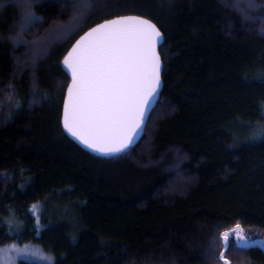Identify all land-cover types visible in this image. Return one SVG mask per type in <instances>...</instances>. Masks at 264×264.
<instances>
[{
	"label": "trees",
	"instance_id": "obj_1",
	"mask_svg": "<svg viewBox=\"0 0 264 264\" xmlns=\"http://www.w3.org/2000/svg\"><path fill=\"white\" fill-rule=\"evenodd\" d=\"M62 2L43 0L41 31L66 19ZM252 2L93 0L97 21L143 15L164 34L163 92L129 155L96 154L63 128L60 88L70 79L60 59L70 43L40 62V98L29 107L31 78L15 64L27 49L0 39V88L11 81L22 100L11 115L0 107V246L35 244L54 264H210L217 228L239 222L264 240V141L250 139L264 121V0ZM16 19L14 7L0 11V36ZM12 216L23 223L15 241L4 223ZM255 249L264 264L260 245L225 255L244 264Z\"/></svg>",
	"mask_w": 264,
	"mask_h": 264
},
{
	"label": "snow or ice",
	"instance_id": "obj_2",
	"mask_svg": "<svg viewBox=\"0 0 264 264\" xmlns=\"http://www.w3.org/2000/svg\"><path fill=\"white\" fill-rule=\"evenodd\" d=\"M10 6L17 10V19L7 37L0 39L6 38L13 47L27 49L15 58V64L20 75L27 71L31 78L32 99L28 106L40 98L37 85L40 62L49 57L54 47L70 43L60 59L70 79L60 88L63 128L94 152L105 156L129 155L148 130L162 95L163 62L158 46L164 36L157 24L143 15L113 12L104 13L97 21L93 0H67L60 4L62 9L69 10L66 19H57L41 31L46 18L37 9L45 7L43 0H0V11ZM247 6L256 7L252 0H248ZM232 7L238 8L239 0ZM29 35L31 39H27ZM0 92L4 95L0 107L6 115L22 108V100L11 81ZM43 98L47 99V93ZM261 115L264 116V111ZM250 139L264 141V121L251 127ZM41 207L39 203L31 205L36 237H40L44 227L40 221ZM4 223L7 236L14 241L22 239L23 223L18 218L9 217ZM255 244H264V240H253L239 222L223 230L217 228L209 240L210 264H231L225 253ZM32 258L49 264L53 261L51 254L35 244L25 243L21 247L12 242L0 246V264H17L19 259L39 264Z\"/></svg>",
	"mask_w": 264,
	"mask_h": 264
},
{
	"label": "rangeland",
	"instance_id": "obj_3",
	"mask_svg": "<svg viewBox=\"0 0 264 264\" xmlns=\"http://www.w3.org/2000/svg\"><path fill=\"white\" fill-rule=\"evenodd\" d=\"M247 2H248V0H239V4L240 5H243L247 9H253V8H248ZM245 227L247 228L248 226H245ZM244 230H245V233H247L249 231V230H246V229H244ZM258 240H262V239H258ZM255 245H260V246H262L264 248V244H255ZM261 252H262L261 250L255 249L254 250L255 258L251 262L247 261L244 264H259V262L262 260V258H261L262 253ZM32 259H35V260L39 261V258H32ZM21 261L30 262L29 260L19 259L17 261V264H19V262H21ZM39 264H49V262L48 261H39ZM51 264H54V260L51 262ZM231 264H235V263H231Z\"/></svg>",
	"mask_w": 264,
	"mask_h": 264
},
{
	"label": "water",
	"instance_id": "obj_4",
	"mask_svg": "<svg viewBox=\"0 0 264 264\" xmlns=\"http://www.w3.org/2000/svg\"><path fill=\"white\" fill-rule=\"evenodd\" d=\"M162 32V31H161ZM162 34H163V32H162ZM163 36H164V34H163ZM163 43V42H162ZM162 45V44H161ZM161 45H159L158 46V50L160 49V46ZM164 67V66H163ZM161 92H163V72H162V89H161ZM160 98H161V96H160ZM159 101H160V99H159ZM159 101H158V103H159ZM158 103H157V105H158ZM157 107V106H156ZM145 134V133H144ZM144 136V135H143ZM143 136L142 137H140L138 140H137V143H136V145L141 141V139L143 138ZM76 141H78L75 137H73ZM80 144H82L80 141H78ZM83 145V144H82ZM84 146V145H83ZM85 147V146H84ZM87 148V147H86ZM88 149V148H87ZM90 151H92L91 149H89ZM92 152H94V151H92ZM94 153H96V154H99V155H103V154H101V153H98V152H94ZM103 156H105V155H103Z\"/></svg>",
	"mask_w": 264,
	"mask_h": 264
}]
</instances>
